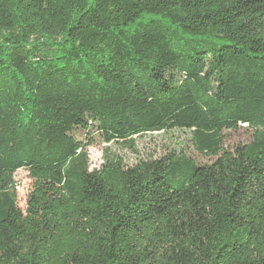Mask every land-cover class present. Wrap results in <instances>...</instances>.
Wrapping results in <instances>:
<instances>
[{
	"label": "trees",
	"instance_id": "1",
	"mask_svg": "<svg viewBox=\"0 0 264 264\" xmlns=\"http://www.w3.org/2000/svg\"><path fill=\"white\" fill-rule=\"evenodd\" d=\"M0 264H264V0H0Z\"/></svg>",
	"mask_w": 264,
	"mask_h": 264
},
{
	"label": "rangeland",
	"instance_id": "2",
	"mask_svg": "<svg viewBox=\"0 0 264 264\" xmlns=\"http://www.w3.org/2000/svg\"><path fill=\"white\" fill-rule=\"evenodd\" d=\"M224 133L225 145L231 150L235 149L238 144L248 141L250 134L245 128L238 131L227 130ZM82 135L79 134L78 136ZM106 147L107 145L102 143H95L88 147L91 168L100 166ZM110 147L111 151L122 157L128 165L135 164L141 158H159L172 151L178 152L180 150L192 155L202 164L211 162L213 159L198 154L193 148L190 131L179 129L136 137L132 147L129 144H113ZM15 181L18 206L25 212L27 197L33 187V179L26 169H20L15 174Z\"/></svg>",
	"mask_w": 264,
	"mask_h": 264
}]
</instances>
